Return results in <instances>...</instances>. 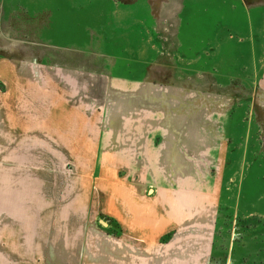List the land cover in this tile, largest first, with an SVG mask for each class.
<instances>
[{
    "label": "crops",
    "instance_id": "crops-1",
    "mask_svg": "<svg viewBox=\"0 0 264 264\" xmlns=\"http://www.w3.org/2000/svg\"><path fill=\"white\" fill-rule=\"evenodd\" d=\"M4 9L27 33L38 20L71 27L47 48L0 47V264H213L245 93L204 73L247 74L264 106V0ZM221 19L233 34L202 33L223 42L211 69L152 44V26H192L170 37L193 47V26Z\"/></svg>",
    "mask_w": 264,
    "mask_h": 264
},
{
    "label": "rangeland",
    "instance_id": "rangeland-1",
    "mask_svg": "<svg viewBox=\"0 0 264 264\" xmlns=\"http://www.w3.org/2000/svg\"><path fill=\"white\" fill-rule=\"evenodd\" d=\"M249 1L252 2V0ZM5 2H86L87 4L91 2L94 5L96 2H175V0H0V47L4 45V41L8 40L9 42L8 38H11L16 41L17 45L26 41L29 45L47 48L50 44L48 38L52 36V32L57 34L61 28L71 26L60 24V22L57 24L56 20L53 23H49L48 20H38L37 23L30 26L29 34L23 27L10 26L5 23V19H3ZM62 12L64 13V10ZM207 13V9H201V14ZM94 21L89 26V31L99 34V20ZM222 21V19L219 20L218 23H221L217 25L193 26L201 34V40L196 41L193 47L188 42L178 43L170 37L172 32H190L192 26H152V31L161 35L160 40L153 41L152 44L157 50L166 48V50L171 49L174 52L175 50L183 51V59L187 62H190L194 55V59H198L201 71L211 69V65L214 63V47L216 43L223 44V42L207 40V34H203L210 32L233 34L229 33L231 30L228 26L223 25ZM120 27V32H127V25ZM235 31L239 30L235 29ZM202 37L205 39L202 40ZM164 38L166 39L163 40ZM123 44H127V41ZM199 75L202 76V72ZM204 75L217 77L226 84L232 82L236 88L233 89L235 93L239 91L245 93V95L238 93L242 104L237 105L235 111L236 114H241L243 119L238 137L233 141V150L237 152L236 159L239 163L230 164L228 168L217 221L213 264H264V164H253L256 158L261 160L260 152L264 154V119L258 120L264 118V110L260 109L264 106L262 104L259 106L258 99L255 97V82L246 76L247 74L211 71ZM239 85H242L241 90L238 88ZM252 114L255 117L252 118ZM258 116L260 117L258 118ZM17 251L19 252V250Z\"/></svg>",
    "mask_w": 264,
    "mask_h": 264
},
{
    "label": "water",
    "instance_id": "water-1",
    "mask_svg": "<svg viewBox=\"0 0 264 264\" xmlns=\"http://www.w3.org/2000/svg\"><path fill=\"white\" fill-rule=\"evenodd\" d=\"M104 224H106L105 222H103Z\"/></svg>",
    "mask_w": 264,
    "mask_h": 264
}]
</instances>
